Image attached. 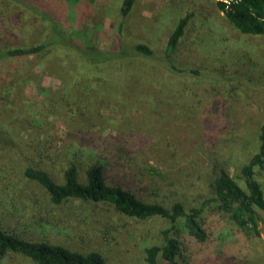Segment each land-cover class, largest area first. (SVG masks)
<instances>
[{"label":"rangeland","instance_id":"374dc122","mask_svg":"<svg viewBox=\"0 0 264 264\" xmlns=\"http://www.w3.org/2000/svg\"><path fill=\"white\" fill-rule=\"evenodd\" d=\"M121 3L99 0L90 16L73 9V17L64 27L73 25L84 40L108 48L124 21L121 34L126 41L148 44L160 53L166 49L177 19L191 14L175 63L203 72L227 68L235 77L204 78L200 84L196 79H181L173 85L172 81H156L162 73H151L140 84L153 93V99L141 100L145 107H128L126 111L119 107L114 111L107 103L93 106L92 111L79 109L76 105L82 98L73 100V118L64 116L54 121L50 113L49 121L37 128L43 134H35L36 141L43 138L40 147L52 152L53 158L47 159L49 170L59 175V167L75 156L80 168L97 154L117 159L114 148L118 145L125 146L133 158L126 153L114 165L136 164L143 169L144 173L137 169L140 173L133 176L132 188L147 201L170 204L179 197L200 200L209 194L217 167H225L243 184L238 176L240 167L258 150V134L264 122V35L241 33L211 0H136L127 17L120 12ZM9 23L4 28L0 24V34L16 40L34 38L32 31L18 27L16 20ZM15 64L22 73L17 86L22 91L20 99L29 106L38 102L30 112L36 116L40 109H48V96L59 90L62 79L46 60L30 56ZM81 84L73 86V92L82 91ZM85 87L94 93V88H104L96 82ZM161 89L165 93L170 90L161 94ZM117 90L122 93L120 86ZM13 128L26 135L23 126L21 130L19 125ZM128 158L132 161L127 162ZM21 160L11 152L0 151V216L6 226L35 240L83 252L99 251L106 264H150L145 248L162 243L161 231L168 220L158 216L141 220L106 203L79 200L47 209L44 189L23 177ZM151 166L156 168L155 174L146 172ZM255 171L264 190V170L256 167ZM259 215L257 236L237 229L228 214H213L218 235L215 243L188 242L189 264H264V212L259 211ZM4 264L34 263L19 253H9Z\"/></svg>","mask_w":264,"mask_h":264},{"label":"trees","instance_id":"16d2710c","mask_svg":"<svg viewBox=\"0 0 264 264\" xmlns=\"http://www.w3.org/2000/svg\"><path fill=\"white\" fill-rule=\"evenodd\" d=\"M211 1L241 33L264 35V0ZM135 2L122 0L120 12L124 17L130 14ZM98 3L99 0H60L57 3L52 0H0L1 27H7L11 20H16L18 27H26L34 35L33 39L21 37L16 40L0 34V151L11 152L23 159L20 164L23 177L44 189L47 209L79 200L106 203L121 214L141 220L156 216L168 220V226L161 231L162 243L145 248L146 260L150 264H189L186 254L188 242L215 243L218 236L212 223L215 213L228 214L237 229L259 236V211L264 212V190L256 177L255 168L264 170V122L258 134V150L240 167L238 176L244 185L225 167H217L209 194L200 200L179 197L166 204L140 197L132 188L135 182L133 176L144 173L143 169H138L136 164L114 165L120 156L125 158L124 155L129 154L125 146L115 145L117 159L97 154L80 168L75 156L59 167V175L49 170L51 166L47 159L53 158L52 152L40 147L44 139L38 138L37 134L43 132L37 128L49 121L50 113L54 121L64 116L73 118V100L82 98L77 101L79 105L74 102L79 109L92 111L93 106L107 103L114 111L118 107L126 111L128 107H145L147 99H153V93L145 91L140 84L142 79L151 77V73H162L156 81H172L170 84L173 85L181 79L184 82L196 79L200 84L204 78L230 80L235 77L227 68L218 72H203L175 63L177 48L191 14L177 19L166 49L160 53L148 44L126 41L121 34L124 21L120 24L117 38L108 48L84 40L73 25L69 29L64 27L73 17V9L90 16ZM30 56L49 61L62 79L59 90L48 96V109H40L36 116L30 112L35 110L33 105L38 102L33 101L30 104L32 107L25 104L20 99L22 91L17 88L22 73L15 63ZM91 82L102 84L104 88H94L95 93L91 89L86 91L85 85ZM76 84H84L83 92H73ZM117 86L121 87L122 93H118ZM169 90H166L167 93ZM159 91L167 94L162 89ZM116 120L122 121L121 118ZM14 125H19L20 130L23 126L26 135H22L21 131L15 132ZM132 158H128L127 162ZM156 171L154 166L146 168L149 173L155 174ZM9 253H19L34 264H106L104 255L99 251L83 252L48 240L28 238L6 226L0 216V264H4Z\"/></svg>","mask_w":264,"mask_h":264}]
</instances>
